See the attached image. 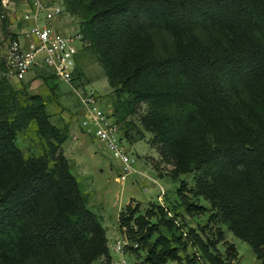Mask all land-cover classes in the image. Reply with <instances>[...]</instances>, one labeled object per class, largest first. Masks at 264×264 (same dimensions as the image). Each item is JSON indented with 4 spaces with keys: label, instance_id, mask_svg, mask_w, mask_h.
Returning <instances> with one entry per match:
<instances>
[{
    "label": "trees",
    "instance_id": "16d2710c",
    "mask_svg": "<svg viewBox=\"0 0 264 264\" xmlns=\"http://www.w3.org/2000/svg\"><path fill=\"white\" fill-rule=\"evenodd\" d=\"M2 0H0L1 3ZM66 12L79 19V33L84 47L102 65L115 100L112 115L131 140L125 123L138 116L147 131L154 133L153 143L161 154L177 161L174 177L197 173L193 192L208 200L215 213L211 220L226 225L240 240L249 244L257 260L264 264V132L245 128L223 149L210 151L204 139L203 122L197 113L188 111L199 99L214 102L221 95L220 70L224 58L202 43L181 45L172 54L160 52V38L168 34L191 33L193 0H63ZM207 12L223 28L236 33L243 41L239 55L229 58L234 74L243 80L260 81L264 86V0H211ZM80 52V53H81ZM79 58V57H78ZM77 58V60H78ZM44 83L51 94L58 91V81L47 70ZM80 75L77 61L75 79ZM218 89V95L214 91ZM222 98V95H221ZM31 105L22 106L18 93L7 78L0 80V173L11 177L0 189V264L19 260L23 264L50 254L52 264H94L108 253L105 231L100 218L88 208V196L81 191L68 170L62 145L68 130L50 125L46 104L39 96L30 97ZM11 102H15L13 107ZM148 103L145 115L140 109ZM184 109L181 115L168 113ZM44 125L43 136L50 143L48 156L23 161L14 145L16 132L32 121ZM140 134V133H139ZM191 188L184 185L178 193L187 198ZM188 213L206 209L185 202ZM159 224L174 233L180 228L167 219L165 209L155 206ZM140 205H128L121 214L123 228L138 244L148 247L143 264H166L182 261L180 250L188 243L182 237L172 240L159 235V226L146 217H137ZM148 213L149 218L158 214ZM137 226L135 231L131 224ZM191 233V232H190ZM174 236V235H173ZM199 243L209 264H232L236 252L227 251L228 262L213 256ZM33 263L31 264H35ZM188 264H198L196 257Z\"/></svg>",
    "mask_w": 264,
    "mask_h": 264
},
{
    "label": "rangeland",
    "instance_id": "374dc122",
    "mask_svg": "<svg viewBox=\"0 0 264 264\" xmlns=\"http://www.w3.org/2000/svg\"><path fill=\"white\" fill-rule=\"evenodd\" d=\"M33 0H2L0 3V80L7 78L12 88L18 93V102L22 106L31 105L30 97L39 96L46 104V114L50 125L64 132L68 130V140L61 149L68 160V170L77 181L80 189L88 196L87 208L100 218L101 226L105 231L106 247L108 253L101 254L94 264H111L113 261H121L122 264H143L148 254V247L133 241L132 235L123 228L120 216L126 211L128 205L135 207L140 205L137 217H146L150 224L159 226V234H155L151 243L162 235L174 241L182 237L183 242L188 243L186 251L180 250L182 261H168L166 264H188L189 260L196 257L198 264H209L200 250L199 243L208 247L210 253L227 263V251L232 245L236 252V260L232 264H262L257 260L248 243L237 238L226 225L211 220L216 212L211 203L203 196H196L193 192L197 183V173L191 172L174 177L177 169V161L166 158L161 154L159 146L154 145V133L147 131L138 116H130L125 123L129 130L131 140H128L129 154L136 159L134 171L125 181L117 182V177L122 174L120 162L113 157L108 149L99 143L94 137L87 134L82 127L83 117L80 95L92 92L97 95L102 108L106 111L114 110L115 96L109 85L105 71L98 62L96 56L88 51H82L78 58L80 75L71 84L58 82V91L51 94L44 83L40 71L35 69L25 80L17 81L7 76L6 55L10 41L18 36L20 29L26 25L22 15L32 8ZM47 5H59L64 12L57 20V27L68 34L78 33L80 21L69 15L63 0H40ZM193 12L191 13L192 32L180 34H168L165 39L160 38V52L172 54L177 47L195 42L202 43L213 53L224 58V64L220 70V93L212 103L205 99H199L192 103L188 111L197 113L203 122L204 139L210 151L223 149L227 142L235 139L245 128H251L264 132V86L260 81L243 80L234 74L232 62L229 58L237 57L241 51L243 41L241 37L230 30L220 26L212 19L207 11L212 8L211 0H193ZM217 89V87H216ZM214 93L218 95V89ZM15 102H11L13 107ZM151 106L146 103L139 110L141 116H145ZM153 109V108H152ZM184 109L172 108L168 113L181 115ZM44 125L37 121L30 122L24 128L16 132L14 145L20 151L21 159L29 161L42 156H48L49 166L56 164V158H51L50 143L55 142L43 136ZM140 133V134H139ZM11 177L1 175L0 189L8 184ZM191 188L187 192V198L178 193L182 186ZM204 207L206 212L188 213L185 202ZM155 206L164 207L167 219H173L180 228L174 233L159 224L160 214ZM155 211L158 215L149 218L148 213ZM131 227L136 231L134 224ZM191 232V233H190ZM174 235V236H173ZM127 241L124 254L114 251L117 242ZM132 245H137L136 247ZM28 264H52L53 257L50 254L41 253L34 257ZM4 264H23L19 260L5 261Z\"/></svg>",
    "mask_w": 264,
    "mask_h": 264
},
{
    "label": "built area",
    "instance_id": "2783aa9c",
    "mask_svg": "<svg viewBox=\"0 0 264 264\" xmlns=\"http://www.w3.org/2000/svg\"><path fill=\"white\" fill-rule=\"evenodd\" d=\"M64 12L59 5H47L40 0L32 1V8L22 15L24 25L18 36L9 43L6 55L7 76L23 81L35 69L47 70L58 82L71 84L77 69V58L84 47L83 35L68 34L57 27V20ZM83 129L104 145L122 166L117 182H123L134 171L136 159L130 156L128 141L112 111L100 105L97 95L90 92L80 95ZM127 241L117 242L116 253L124 254ZM136 247L137 245H132ZM113 261L111 264H122Z\"/></svg>",
    "mask_w": 264,
    "mask_h": 264
}]
</instances>
